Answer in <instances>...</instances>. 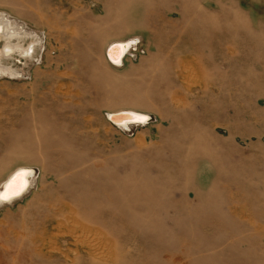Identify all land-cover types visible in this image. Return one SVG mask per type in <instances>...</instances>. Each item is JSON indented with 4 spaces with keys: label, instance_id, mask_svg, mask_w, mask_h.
Returning a JSON list of instances; mask_svg holds the SVG:
<instances>
[{
    "label": "rangeland",
    "instance_id": "1",
    "mask_svg": "<svg viewBox=\"0 0 264 264\" xmlns=\"http://www.w3.org/2000/svg\"><path fill=\"white\" fill-rule=\"evenodd\" d=\"M263 4L0 0L12 43L41 42L0 75V185L33 172L0 264H264Z\"/></svg>",
    "mask_w": 264,
    "mask_h": 264
},
{
    "label": "bare ground",
    "instance_id": "2",
    "mask_svg": "<svg viewBox=\"0 0 264 264\" xmlns=\"http://www.w3.org/2000/svg\"><path fill=\"white\" fill-rule=\"evenodd\" d=\"M4 17H0V40H4V44L2 45V48L0 49V75L1 74H8V75H15L16 70L12 69L9 66H4L3 60H6L7 58H12L13 54L16 53L19 57L21 56L24 59H33L35 52L37 48L40 45V40L38 38H34V43L32 45H28L26 47H23L21 43L23 42L21 37L17 38L18 43H12L13 41V30L14 26L9 22L7 19L3 22ZM5 22L7 25L9 24L11 26V30H6L5 28ZM16 27V26H15ZM19 41H22L21 43ZM125 42V41H124ZM124 42H113L109 44L105 49V55L108 51L109 58L116 64H121V60L124 56V53L126 51L127 45H123ZM107 57V56H106ZM108 60V58H107ZM110 63V62H109ZM7 65V64H5ZM109 119L114 122V124L119 125L122 128H128L130 124H144L149 120V116L145 113H139L134 111H120L113 114H108ZM20 167L14 169L6 178L5 182L0 185V207L4 204H11L13 201L23 198L29 190L33 186V179L32 174L33 172L30 170L27 173L20 172L16 173ZM24 169V168H21ZM22 177L23 184L22 186L18 187V190L12 191V189L9 187L10 183L13 181L14 177L17 176ZM18 183V182H17ZM7 193V195H4ZM81 229V228H79ZM83 230V229H82Z\"/></svg>",
    "mask_w": 264,
    "mask_h": 264
},
{
    "label": "water",
    "instance_id": "3",
    "mask_svg": "<svg viewBox=\"0 0 264 264\" xmlns=\"http://www.w3.org/2000/svg\"><path fill=\"white\" fill-rule=\"evenodd\" d=\"M123 45H127V47H126V51H125V53H124V55L130 50V49H133V45H134V42L133 41H128V42H124L123 43ZM109 49H110V47H109ZM109 49H108V51H109ZM108 51H107V53H106V58H108V61L112 64V65H114V66H119L120 64H116V63H114L110 58H109V56H108ZM124 57V56H123ZM108 120L113 124V125H115V126H119V125H116V124H114V122H112L110 119H109V117H108ZM148 121V120H147ZM133 124V123H132ZM135 124V123H134ZM138 124H140V123H138ZM131 125V124H130ZM120 127V126H119ZM28 172V171H30L29 169H19L16 173H20V172Z\"/></svg>",
    "mask_w": 264,
    "mask_h": 264
},
{
    "label": "snow or ice",
    "instance_id": "4",
    "mask_svg": "<svg viewBox=\"0 0 264 264\" xmlns=\"http://www.w3.org/2000/svg\"><path fill=\"white\" fill-rule=\"evenodd\" d=\"M22 184H23V179H22V177H20L18 175L17 177L13 178V181L10 183L9 187L12 189V191H16V190H18L19 186H22ZM4 195H7V193H5ZM0 198H2V197H0Z\"/></svg>",
    "mask_w": 264,
    "mask_h": 264
},
{
    "label": "crops",
    "instance_id": "5",
    "mask_svg": "<svg viewBox=\"0 0 264 264\" xmlns=\"http://www.w3.org/2000/svg\"><path fill=\"white\" fill-rule=\"evenodd\" d=\"M263 2H264V0H263ZM263 8H264V4H263ZM253 27V25H251V28ZM260 27H259V25L258 24H256V26L255 27H253V29H259ZM246 206V205H245ZM2 207V206H1ZM247 207V208H246ZM245 208H244V210H246L245 212H244V215L245 216H249V211H248V209H249V207H251V205H247Z\"/></svg>",
    "mask_w": 264,
    "mask_h": 264
}]
</instances>
